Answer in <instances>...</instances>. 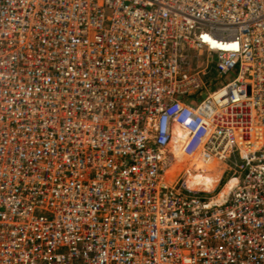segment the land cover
<instances>
[{"label": "built area", "instance_id": "built-area-1", "mask_svg": "<svg viewBox=\"0 0 264 264\" xmlns=\"http://www.w3.org/2000/svg\"><path fill=\"white\" fill-rule=\"evenodd\" d=\"M0 264H264V0H0Z\"/></svg>", "mask_w": 264, "mask_h": 264}, {"label": "rangeland", "instance_id": "rangeland-1", "mask_svg": "<svg viewBox=\"0 0 264 264\" xmlns=\"http://www.w3.org/2000/svg\"><path fill=\"white\" fill-rule=\"evenodd\" d=\"M205 64H206V59H205V57H202L200 59L199 65H205ZM193 66L195 67V63L194 62H193ZM212 77H213V75L212 76L210 75V76L207 77V79H209V80L215 79V77H213V78ZM208 92H210V88L207 86V90H205L204 92H201L200 93V97L201 98H204ZM203 178H200L198 180L199 182H195L193 179L192 180L189 179L187 181L188 187L190 189L195 190V192H197L198 195H200V196H206V195H208L210 193V191H212V190H214L216 188L223 187L226 184V182H227V180L221 178L220 172L216 176H213L212 178L206 177L205 180L200 181ZM226 191H227V187L225 189V192Z\"/></svg>", "mask_w": 264, "mask_h": 264}, {"label": "bare ground", "instance_id": "bare-ground-1", "mask_svg": "<svg viewBox=\"0 0 264 264\" xmlns=\"http://www.w3.org/2000/svg\"><path fill=\"white\" fill-rule=\"evenodd\" d=\"M219 167L217 166V168L215 170H213L210 175H208L209 178H212L213 176H216L218 173H219ZM213 175V176H212ZM191 179V178H190ZM189 180V179H188ZM187 180V181H188ZM195 181V179H194ZM196 182V181H195ZM236 182L235 180H229L226 182V184L221 187V188H216L212 191H210V193L206 196H201V197H204V198H209V199H213V200H220L222 197L223 194H226L228 193V191H230L234 186H235ZM227 187V191L225 192V189ZM218 197V198H217Z\"/></svg>", "mask_w": 264, "mask_h": 264}]
</instances>
